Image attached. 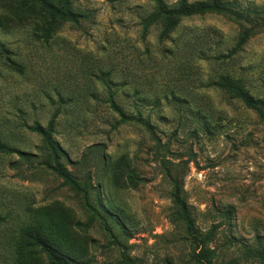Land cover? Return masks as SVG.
I'll use <instances>...</instances> for the list:
<instances>
[{"label": "rangeland", "instance_id": "1", "mask_svg": "<svg viewBox=\"0 0 264 264\" xmlns=\"http://www.w3.org/2000/svg\"><path fill=\"white\" fill-rule=\"evenodd\" d=\"M223 1L264 9V0ZM72 8L86 17L45 40L39 30L49 17L39 7L0 0V140L30 161L0 154V264H12L31 223L52 215L71 221L82 264H122V254L138 264H203L169 198L170 163L185 174L197 233L210 235L202 247L209 264H261L264 120L206 84L229 75L264 102V30L230 60L204 61L235 45L237 25L193 17L160 42L156 28L141 38L152 0H72ZM104 73L119 107L149 130L137 122L113 128L119 118L105 103ZM57 108L62 162L79 179L89 173V202L101 218L39 166L46 151L24 125L46 126ZM39 263L47 264L43 255Z\"/></svg>", "mask_w": 264, "mask_h": 264}, {"label": "trees", "instance_id": "2", "mask_svg": "<svg viewBox=\"0 0 264 264\" xmlns=\"http://www.w3.org/2000/svg\"><path fill=\"white\" fill-rule=\"evenodd\" d=\"M19 1L22 7H39L42 12L48 15L49 20L39 30L43 33L42 36L45 40L53 36L62 24L72 23L78 25L80 20L86 17L83 13H78L73 10L72 0ZM152 1L153 11L142 18L139 23L142 39L148 36L152 28H156L159 31L160 42L169 40L184 19L205 15L222 16L238 26L239 32L235 45L225 54L218 52L209 59L205 60L203 58L204 61L230 60L242 50L253 36L259 31L264 30V9H242L235 1L203 0L190 3L187 0H178L171 6H168L163 0ZM108 75L110 73H104L103 75V86L108 93L105 103L109 104V108L119 118L113 124V128L129 122H137L149 130L150 125L147 122L141 121L139 114L136 117L127 115L116 103L110 87L112 81L107 79ZM206 85L223 91L237 99L245 108L255 112L259 118L264 120V102L254 99L244 88L240 80L232 78L229 75H220L216 79L210 80ZM63 98L62 95L58 94L59 103H63ZM71 101L77 102L75 99ZM60 113L61 109L57 108L44 127L36 122L29 127L24 125L29 131L40 137L42 146L46 151L47 156L45 160L39 162V166L50 171L61 180L63 186L68 187L71 191L79 195L83 200L85 209L91 212L94 215L93 217L101 218L89 202V193L92 189L89 173L83 179H79L62 162V158L66 157V155L59 143L54 139ZM0 154L16 155L20 160L30 162L27 153L11 147L1 140ZM168 162L170 163V161ZM174 167L176 168L174 169ZM163 168L164 178L170 187L169 198L177 210V216L182 222L186 236L200 248V251L195 255V259L199 263L209 264L211 252H203L202 247L207 243L210 235L203 238L197 233L194 227L190 209L183 192V179L185 174L174 163H170V166L163 164ZM128 179L129 181L132 180L131 177ZM64 218L61 219L59 216L52 215L44 221L38 220L31 223L27 227L24 237H21L16 243L12 254V264H40L39 261L42 255L45 257L47 264H82L83 252L77 248L75 237L70 228L72 223L68 217ZM77 224L79 225V223ZM109 235L114 242H117L110 231ZM121 263L138 264L125 254H122ZM261 264H264V261Z\"/></svg>", "mask_w": 264, "mask_h": 264}]
</instances>
